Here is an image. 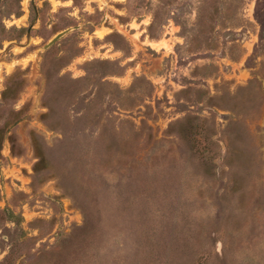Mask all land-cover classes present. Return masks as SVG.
Instances as JSON below:
<instances>
[{"label":"rangeland","instance_id":"374dc122","mask_svg":"<svg viewBox=\"0 0 264 264\" xmlns=\"http://www.w3.org/2000/svg\"><path fill=\"white\" fill-rule=\"evenodd\" d=\"M0 264H264V0H0Z\"/></svg>","mask_w":264,"mask_h":264},{"label":"water","instance_id":"95a60500","mask_svg":"<svg viewBox=\"0 0 264 264\" xmlns=\"http://www.w3.org/2000/svg\"><path fill=\"white\" fill-rule=\"evenodd\" d=\"M71 30L72 29H69V30H66L64 32L57 34L54 38H52V40H50V42L43 48V50H46L50 48L51 46H53L57 41H59L63 36H65Z\"/></svg>","mask_w":264,"mask_h":264}]
</instances>
